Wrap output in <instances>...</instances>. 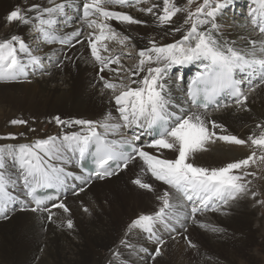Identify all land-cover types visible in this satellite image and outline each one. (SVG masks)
Returning a JSON list of instances; mask_svg holds the SVG:
<instances>
[{"label": "snow or ice", "instance_id": "obj_1", "mask_svg": "<svg viewBox=\"0 0 264 264\" xmlns=\"http://www.w3.org/2000/svg\"><path fill=\"white\" fill-rule=\"evenodd\" d=\"M144 2L83 0L82 8L77 9L80 13L77 20L68 16L64 3L48 0V5L41 7L35 0H20L6 14L7 24L31 26L50 44L59 39L67 50L75 49L76 45L90 49L99 65V73H105L107 69L120 82L105 79L106 73L99 75L103 88L111 90L110 110L101 113V120L65 119L56 115L52 118L56 125L63 129L80 126L81 130L65 131L63 135H50L18 146L0 145V218L8 219L17 204L21 211L47 214L50 222L56 215L53 209L71 214L72 209L65 203L69 192L74 197L79 196L89 190L93 182L118 177L139 161L143 164V172L150 173L154 182H161L166 187L156 193L153 185L139 176L132 181L139 189L154 193L158 210L138 214L126 226L125 236L136 231L155 240L156 247L151 255L155 260L165 243L156 235L158 226H164L170 233H175L177 227L185 232L190 225L207 227L198 220V214L226 213L239 200L258 195L252 190L257 173L248 169L258 162L264 164V122L256 124L258 134L253 131L247 139H241L228 133L224 124L211 119L209 110L222 111L232 106L245 109L250 94L264 86V0H259L260 8L252 7L249 11L251 25L258 26L261 38L249 40L246 48L226 39L217 23V17L233 0H203L194 11L190 10L194 0H188L184 6H177L174 0H162V7L152 3L138 8L140 12L152 15L162 26L175 24L173 17L178 13L186 15L183 25L164 32V35L179 33V39L163 44L150 39L148 46L139 51V63L132 70L134 79L129 84L121 75L120 56H105L101 52H108L105 41L118 35L112 22L120 25L144 23L125 11L111 10L110 6L131 8ZM71 23L78 26L64 37L55 34L58 27L62 30ZM128 39V36L124 37V40ZM38 49L39 45L33 47L25 41L23 33L0 41V80L27 79L29 69L33 73L43 72L42 58L33 54ZM65 62H72V56L66 51L53 66L62 67ZM195 63L199 64V70L187 85L188 107L185 108L173 103L168 81L174 68ZM113 64L117 67H109ZM9 123L26 126L29 132L35 131L25 119H13ZM110 133L117 134L120 139L110 140ZM24 136V132H7L0 134V140H18ZM217 141L248 146L252 152L244 159L223 166H199L195 156L206 150L207 144ZM93 146L94 168L89 170L83 160ZM65 149L78 153L81 174L66 169L63 164ZM162 150H171L175 158L163 159L154 154ZM8 157L11 160H7ZM8 164L18 169L15 178L9 175ZM10 188L19 191L13 194ZM49 189L53 191L40 194ZM258 203L264 204V200ZM83 211L88 212V208L85 206ZM66 226L74 229L73 219H67ZM212 231L222 229L213 227ZM185 239L189 247L196 248L191 240ZM120 244L130 247L124 239ZM119 255V251L113 252V256Z\"/></svg>", "mask_w": 264, "mask_h": 264}, {"label": "bare ground", "instance_id": "obj_2", "mask_svg": "<svg viewBox=\"0 0 264 264\" xmlns=\"http://www.w3.org/2000/svg\"><path fill=\"white\" fill-rule=\"evenodd\" d=\"M35 2L40 3L41 7L48 5V0H35ZM72 2L73 0H55V3H64L66 7L67 5L75 7ZM174 2L177 6H184L188 0H174ZM18 3L20 0H0V41L23 33V38L30 46L39 45V49L33 54L42 58L44 71L37 70L33 73L29 69L27 79L21 77L18 81L0 80V93L24 86L26 93L32 96L31 105L26 112L27 116L16 110L4 111V108L3 110L0 108V114H3L0 134L25 133V136L18 140H0V145L18 146L47 138L52 134L59 136L65 131H80V126L63 129L55 124L52 118L61 110L65 111L61 118L101 120V113L110 110L111 90L104 89L99 77L93 76V72L99 73L97 71L99 65L91 56L90 49L76 45L75 49L66 50L68 51L66 54L72 56L73 69L54 67L53 62L58 57L62 58L67 46L59 45L56 41L48 43L43 35L31 26L7 24L6 14ZM152 3H158L162 7V0H145L144 3L131 8L110 6L111 10L125 11L136 19L144 21L139 25H120L118 22H112L118 35L115 39L106 40L109 51L101 52L105 56H120L121 64L123 63L121 75L125 83L130 84L134 79L131 73L139 63V56L138 63L135 64L121 57L122 52L129 54L128 44L134 45L139 53L142 48L148 46L150 39L163 44L172 43L180 38L179 33L164 35V32L183 25L186 14L178 13L176 17H173L175 24L162 26L152 15L138 10L140 7L151 6ZM252 7L260 8L259 0H233V3L217 17L221 34L226 39L236 41L237 46L241 48L248 47L249 40L261 38L257 30L258 26L251 25V22L239 26L232 21L233 14L243 13ZM65 11L68 16L74 17L73 12H69L66 8ZM77 26L78 24L71 23L69 27L62 30L58 27L55 34L64 37ZM125 36L129 39L124 40ZM113 41L116 42L114 46L110 45ZM191 65L182 66L183 70L188 71ZM195 65L199 66L198 63ZM109 67L116 68L117 65L113 64ZM173 71L168 81L173 103L187 108L184 81L177 79L183 75L180 76L177 73L174 75ZM105 73H101L105 74V79H110L114 83L120 82L107 69ZM210 112L211 119L224 124L230 134L237 135L241 139H247L253 131L258 134L256 124L264 122V86L256 88L250 94L245 109L232 106L222 111ZM13 119L27 120L35 131L29 132L26 126H12L9 122ZM39 122L49 123L51 128L48 131H39ZM109 137L111 140L120 139L115 133H110ZM205 148L206 150L195 156V162L204 167L223 166L225 163L244 159L252 152V148L248 146L230 145L223 141L209 143ZM154 154L160 155V158L162 155L175 158L171 150H162L161 153ZM76 155L65 149L63 164L67 170H77L74 163ZM7 160H11V157ZM8 167L11 170L9 175L15 178L18 175V169L11 164H8ZM248 170L257 173V178L252 182V190H256L255 183L264 188V164L258 162ZM123 172L118 177L93 182L90 189L80 193L79 196L74 197L69 194L65 198V203L72 209L71 214L53 209L56 215L51 222L47 220V214L21 211L17 204L16 210L9 214L8 219L0 218V264H110L112 261H115V264H256L259 262L264 251V234L261 233V227L254 226L257 205L251 195L230 206L226 213L208 211L198 214V220L207 227H200L199 224L190 225L186 232L177 227L175 233H178L174 235L175 233H170L164 226H158L156 235L163 238L165 243L161 246V255L153 260L151 255L155 245L152 243L155 241L149 240L142 232L134 231L125 236V231L126 226L138 214L158 210V201L154 193L141 190L132 184L138 176L146 180L145 175H141L137 167H130L128 173L124 175ZM150 180L156 193L165 190L166 186H163L161 182H154L152 177ZM148 181L147 183H150ZM102 183L105 184L102 185ZM107 183L109 185H106ZM10 191L15 194L19 189L10 188ZM85 206L88 212L83 211ZM69 218L74 221V229H68L66 226ZM213 227L222 231L213 232ZM189 234L206 236V248L196 243V248H191L188 244L186 246L184 243L177 247L178 241ZM122 239L127 240L130 247L121 245ZM168 248L171 249L169 254H167ZM177 248H180L182 252L186 248V252H183L186 256L182 257V252H178ZM114 251H119V257L113 256Z\"/></svg>", "mask_w": 264, "mask_h": 264}, {"label": "rangeland", "instance_id": "obj_3", "mask_svg": "<svg viewBox=\"0 0 264 264\" xmlns=\"http://www.w3.org/2000/svg\"><path fill=\"white\" fill-rule=\"evenodd\" d=\"M202 2H203V0H194L192 5L190 6V10L194 11L195 8L199 4H201ZM185 5H187V3H185ZM240 8H242V7H240ZM237 10H238V7H237ZM249 11L250 10H246L243 13H235V14H233L232 21L235 22V24L239 25V26H243L245 23L246 24L250 23L251 16H249ZM242 18L244 20H242ZM115 44H116V42L113 41V44L111 43L110 45L114 46ZM127 47H128L127 50H129V54H126L125 52H122V53H120L121 57L123 59H129V61H132L134 64L138 63V52H137L136 48L134 47V45H132L130 43V44L127 45ZM67 52L68 51H66V53ZM121 65L123 66V63ZM59 68H61V69H71L72 68L73 69V64L71 62H65V65L62 66V67H59ZM181 69L183 70V67H181ZM175 70H177V68ZM97 71H99V69H97ZM174 71H173V73H174ZM175 74H176V72L174 73V75ZM177 74L182 76L183 72L177 73ZM99 75H101V73H97L96 74V72H93V76L99 77ZM31 98H32L31 94L26 93L24 86L19 87V88H13V89H10V90H6L4 93H0V108H2V110L4 108V111H7V110L9 111L11 109L12 110H16V111H19V113H21V114L23 113L25 116H27L26 112H28L29 105H31V103H30ZM233 107H235V106H233ZM64 112L65 111L61 110V111L57 112L56 115L62 116L64 114ZM2 117H3V114H0V123H1ZM4 118H5V116H4ZM17 127H21V126H17ZM38 128H39V131L43 132V131H48L51 128V126H50L49 123L44 124V122H39L38 123ZM52 135H54V134H52ZM161 158H163V159H172L169 156H165V155L164 156L162 155ZM133 166L138 168V170L141 172V175H145L146 180H144V181L147 182L149 180L150 183H151V180H150L151 176L150 175L147 176V173L142 171V165H140V162L135 163ZM133 166H131V167H133ZM129 169H126L127 171L124 172L123 175L128 173ZM104 184L105 183H102V185H104ZM106 185H109V184L107 183ZM254 185H255L254 188L256 189L255 191L258 193V195L256 197H254V199L256 201V205H257L255 207L256 220L254 221V226L258 225L259 227H261V233L264 234V223H263L264 222V209H263L264 208V204L262 205V204L258 203L259 200H264V188L261 185H259L258 183H255ZM91 191L93 192L94 189H92ZM153 209H155V207ZM145 211H150V210H145ZM145 211H143V212H145ZM145 213H147V212H145ZM258 222H259V224H258ZM177 233H175L174 235H176ZM202 236L198 235V234L197 235L196 234H194V235L189 234L187 236V239L191 240L192 243H194V244L196 243L198 246L201 245V247L203 246V247L206 248V243H207L206 236H203V237ZM185 237H182V239H180L178 241L179 245L176 244L177 247H180L181 245H183V243H184V245L187 246L188 243H187V240L185 239ZM152 245H155V247H156V243L155 242H153ZM152 247H154V246H152ZM187 250H188V248H187ZM149 251H150V249H149ZM177 251L178 252H182V251H180V248L179 249L177 248ZM170 252H171V249L168 248L167 254H169ZM183 252L184 253L186 252V248H185V251H183ZM183 252H182L181 256L185 257L186 254H184ZM258 261L259 262L256 263V264H264V251L261 254V257H260V259Z\"/></svg>", "mask_w": 264, "mask_h": 264}]
</instances>
